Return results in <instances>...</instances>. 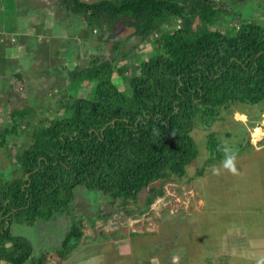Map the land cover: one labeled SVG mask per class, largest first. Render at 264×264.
<instances>
[{
	"label": "trees",
	"instance_id": "trees-1",
	"mask_svg": "<svg viewBox=\"0 0 264 264\" xmlns=\"http://www.w3.org/2000/svg\"><path fill=\"white\" fill-rule=\"evenodd\" d=\"M57 3L112 38L123 25L134 28L142 42L155 41V52L131 66L97 56L69 73L76 93L48 107L52 119L35 124L15 156L20 175L0 183V264L66 261L81 245V219L72 220L59 247L41 253L13 226L71 215L77 187L130 200L171 175L183 178L198 157L195 128L212 131L235 106L264 102V27L242 23L225 32L222 7L213 1ZM81 85L89 88L87 97L78 95ZM32 113L13 112L12 126L0 130V152ZM208 138L209 149L222 147L216 132ZM47 251L53 261H45Z\"/></svg>",
	"mask_w": 264,
	"mask_h": 264
},
{
	"label": "rangeland",
	"instance_id": "rangeland-1",
	"mask_svg": "<svg viewBox=\"0 0 264 264\" xmlns=\"http://www.w3.org/2000/svg\"><path fill=\"white\" fill-rule=\"evenodd\" d=\"M207 1L222 7L219 28L225 32L242 23L264 27V0ZM134 31L123 25L112 38L110 32L89 28L82 17L67 13L57 0H0V130L12 126L14 111H34L18 122V134L0 152V183L20 175L15 156L28 144L35 124L52 119L48 107L64 94L76 93L69 88L71 71L97 56L131 66L155 52V41L142 42ZM83 87L78 95L87 97L89 88ZM263 110L264 102L235 106L227 122L212 129L221 148L215 144L216 149H209L212 131L195 128L198 157L183 178L171 175L130 200L77 187L71 215L33 227L16 224L13 233L41 253L59 247L72 220L81 219L82 244L61 264H80L100 254L95 248L102 239L108 243L99 251L107 249L103 254L109 264L128 260L112 257L111 244L114 252L134 248L136 259H155L154 264H264ZM233 155L235 172L225 167ZM44 255L45 261L54 260L51 251Z\"/></svg>",
	"mask_w": 264,
	"mask_h": 264
},
{
	"label": "crops",
	"instance_id": "crops-1",
	"mask_svg": "<svg viewBox=\"0 0 264 264\" xmlns=\"http://www.w3.org/2000/svg\"><path fill=\"white\" fill-rule=\"evenodd\" d=\"M1 49L5 53L3 46H1ZM6 53H9V51H6ZM101 241H102V244L103 243H108L105 239H102ZM99 243H97L95 245H98ZM102 244H99L98 248H95V250H96L95 252H99L100 254H98V255L93 254L92 256H88V258H85V260L82 261L80 264H104V263L105 264H109L108 263V259H107V255L103 254V253H105L107 251V249L105 248V249L101 250V252L99 251L100 250V246ZM110 247L112 248V251H113L112 252V257L117 256L116 259L123 260V261H126L125 259H128L127 260L128 262L126 261L127 264H154L155 263V259L152 260V261H148L149 258H146L144 260L136 259L138 257L136 255H134L135 253L134 254L131 253V252H135L134 248L130 249L129 251L127 249H124L123 251L117 249V252H114V249H113L114 247L112 246V244H111ZM82 248L84 249V248H87V247L86 246H82ZM114 263H117V260H115Z\"/></svg>",
	"mask_w": 264,
	"mask_h": 264
},
{
	"label": "clouds",
	"instance_id": "clouds-1",
	"mask_svg": "<svg viewBox=\"0 0 264 264\" xmlns=\"http://www.w3.org/2000/svg\"><path fill=\"white\" fill-rule=\"evenodd\" d=\"M235 156H230L228 160L225 162V167L230 171L235 172V164H234Z\"/></svg>",
	"mask_w": 264,
	"mask_h": 264
},
{
	"label": "water",
	"instance_id": "water-1",
	"mask_svg": "<svg viewBox=\"0 0 264 264\" xmlns=\"http://www.w3.org/2000/svg\"><path fill=\"white\" fill-rule=\"evenodd\" d=\"M260 129H262V128H260ZM26 178H28V176Z\"/></svg>",
	"mask_w": 264,
	"mask_h": 264
}]
</instances>
